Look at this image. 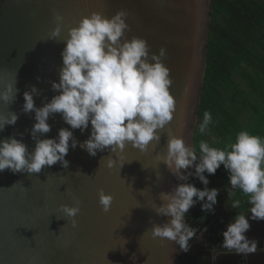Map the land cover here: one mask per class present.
<instances>
[{"label":"water","instance_id":"1","mask_svg":"<svg viewBox=\"0 0 264 264\" xmlns=\"http://www.w3.org/2000/svg\"><path fill=\"white\" fill-rule=\"evenodd\" d=\"M209 2L0 0V77L7 82L9 74H16L18 89L10 106L0 103V112L18 115L15 125H6L0 131V139L14 136L27 145L29 152L33 150L35 141L30 130L34 113L22 112L23 93L32 86L37 88L33 96L36 107L58 94L50 82L59 80L67 29L92 12L111 18L118 10L126 11L129 28L124 39L143 38L150 55L161 47L166 50L162 62L170 70L173 83L169 90L176 102L173 119L160 132L159 143L151 142L143 153L126 144L120 153L122 159L112 168L106 166V160L108 156L115 160L114 154L98 151L93 157L79 147L89 137L90 125L81 133L71 129L60 114L50 116L47 123L51 131L37 137L54 139L59 129L67 128L78 145L69 147L67 168L57 162L44 166L40 173L0 172V264H176L179 253L182 264H187V253L177 244L151 236L152 224L162 225L169 219L152 211L161 203L159 193L170 192L180 183L156 157L166 151L168 130L192 147L204 76ZM54 12L63 17L61 33L49 40L56 26ZM100 189L113 197L107 212L98 203ZM75 200L80 202V211L73 228L60 206H73ZM248 219L250 228L244 235L257 241L254 254L264 255V220L259 235L252 236L255 223ZM222 250L220 255L235 254L223 246ZM254 254H237L241 261L236 264H255Z\"/></svg>","mask_w":264,"mask_h":264},{"label":"clouds","instance_id":"2","mask_svg":"<svg viewBox=\"0 0 264 264\" xmlns=\"http://www.w3.org/2000/svg\"><path fill=\"white\" fill-rule=\"evenodd\" d=\"M53 16L56 26L50 32L49 40L61 33L63 17L55 12ZM127 16L124 10H118L111 18L92 12L81 17L77 26L67 29L59 80L50 82L51 89L58 94L42 107H36L33 96L37 94V88L32 86L30 91L23 93L22 112L34 113L35 123L30 136L35 146L29 152L27 145L14 136L0 139V172L7 169L13 174L40 173L44 166H53L57 162L68 167L65 156L69 147L78 145L72 131L61 128L54 139L37 137V134L41 137L51 131L47 120L57 113L71 129H79L81 133L91 126L89 137L79 143V147L93 157L98 151L114 154L115 160L112 156L106 160L108 168L122 159L120 153L126 144L143 153L151 142L159 143L160 132L166 130L176 108L169 90L173 83L170 70L162 62L166 50L161 47L158 53L150 55L143 38L124 39L129 28L125 22ZM9 75L7 82L0 77V103L6 106L15 101L18 92L16 74ZM211 119V114L205 111L199 125L201 133L205 132ZM17 120L15 112L8 111L6 115L0 112V131L6 125H15ZM167 137L165 153L163 156L158 153L156 158L180 183L170 192L159 193L161 203L152 211L169 219L162 225L152 224L151 236L174 242L180 251L187 252L189 241L196 233L185 223V216L197 202H201V211H214L218 189L207 187L209 180L205 173L214 175L223 165L232 190L230 195L239 190L251 207L249 215H235L228 223L222 233V245L228 252L244 257L256 253L257 241L247 238L244 233L250 228L248 218L264 220V139L241 131L235 142L223 150L201 141L197 155L196 149L188 146L183 137L173 135L170 130ZM193 176L204 185L203 189L187 182ZM159 179L156 174V180ZM112 199L103 189L98 190L102 211H109ZM240 203L236 199L231 206L239 208ZM60 211L75 228L79 200H75L73 206L61 205Z\"/></svg>","mask_w":264,"mask_h":264},{"label":"trees","instance_id":"3","mask_svg":"<svg viewBox=\"0 0 264 264\" xmlns=\"http://www.w3.org/2000/svg\"><path fill=\"white\" fill-rule=\"evenodd\" d=\"M205 111L212 119L201 133L199 125ZM196 119L192 147L197 155L201 141L223 150L235 142L241 131L264 139V0H212ZM205 175L209 189L223 187L227 193L224 183L228 182V173L223 165L214 175ZM187 182L198 189L204 187L194 176ZM235 195L241 202L237 208L239 215L243 206L249 212L247 197L235 190L232 202ZM197 205L201 202L185 216V223L195 229L196 235L213 219L211 213L201 211V206L194 208ZM195 237L189 241L190 245ZM215 244L221 245L222 237ZM176 264H182L181 255L177 256Z\"/></svg>","mask_w":264,"mask_h":264},{"label":"rangeland","instance_id":"4","mask_svg":"<svg viewBox=\"0 0 264 264\" xmlns=\"http://www.w3.org/2000/svg\"><path fill=\"white\" fill-rule=\"evenodd\" d=\"M209 9H208V17H207V28L209 26L210 22V13H211V2L212 0H209ZM206 51V48H205ZM197 119L195 121L194 127L196 125ZM194 132V131H193ZM193 136V133H192ZM192 142V138H191ZM224 187L226 188L227 193L223 191V187H219L218 189V196H217V203L213 206L214 211L211 212L213 220L209 225H207L202 231H200L196 237L195 240L193 241L194 243L190 247V253L191 254H197L199 252H202L205 247L210 243L211 238L213 235L218 231V229L224 228L227 226V218L228 215L227 213H232L235 215L234 210H236V215H239L238 209L237 208H232V201H231V196L230 192L231 186L229 185L228 182L224 183ZM239 196L235 195V198L233 197L232 200L238 199ZM201 205H197L196 209H199ZM242 211L248 213V210L246 209L245 206L242 207ZM240 210V209H239ZM188 252V251H187ZM180 255V253H179Z\"/></svg>","mask_w":264,"mask_h":264},{"label":"flooded vegetation","instance_id":"5","mask_svg":"<svg viewBox=\"0 0 264 264\" xmlns=\"http://www.w3.org/2000/svg\"><path fill=\"white\" fill-rule=\"evenodd\" d=\"M242 209L243 208L241 207V209L239 210V211H241V214L247 216L250 213V212H248V213L243 212ZM227 215H228L227 222L230 223L232 221V219L234 218V216L236 215V212H235V215H233L232 213H227ZM211 221H210V223H211ZM254 223H255L254 224L255 227L251 228V231L253 232L251 234H252V236H257L260 233V224L262 223V220H254ZM225 228L226 227L218 229V231L211 238L210 243L205 247L206 249H204L202 252L197 253L193 259L188 260L187 264H233V263L236 264L237 261H241V259H240L241 257H239V255H237V254L232 255V257L229 255L228 256L226 255L224 257L219 256V258L213 259L215 256L218 257L219 252L223 251L222 250L223 245L222 244L217 245V244H215V242H216V239L222 237V233L225 230ZM263 233H264V230H263ZM193 243L194 242H192V244ZM191 245H190V247H191ZM189 250H190V248H189Z\"/></svg>","mask_w":264,"mask_h":264},{"label":"crops","instance_id":"6","mask_svg":"<svg viewBox=\"0 0 264 264\" xmlns=\"http://www.w3.org/2000/svg\"><path fill=\"white\" fill-rule=\"evenodd\" d=\"M259 242H261V241H259ZM264 242V241H263ZM262 250V249H261ZM190 250H188V252H186L187 253V256L185 257V259L186 260H190V259H193L195 256H196V254L194 255V254H191L190 252H189ZM220 253L221 252H219V254H218V257L217 256H215L213 259H216V258H219V256H221V257H224L227 253H225V255H220ZM223 253V252H222ZM231 256L232 257V255L233 254H227V256ZM234 257V256H233ZM252 261L255 263V264H264V255L263 254H254V257H253V259H252ZM234 264V263H233Z\"/></svg>","mask_w":264,"mask_h":264}]
</instances>
